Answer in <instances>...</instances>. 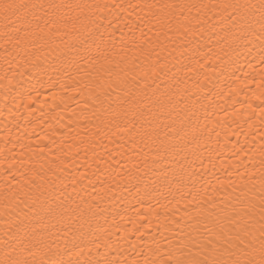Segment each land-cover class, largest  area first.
<instances>
[{
    "label": "bare ground",
    "instance_id": "6f19581e",
    "mask_svg": "<svg viewBox=\"0 0 264 264\" xmlns=\"http://www.w3.org/2000/svg\"><path fill=\"white\" fill-rule=\"evenodd\" d=\"M11 2L27 7L0 14V259L5 242L29 244L35 230L63 264H143L170 241L207 242L206 225L249 202L259 219L264 46L240 37L259 29L260 12L230 23L221 6L260 0ZM152 3L209 7L185 11L168 39L146 21ZM77 15L102 25L100 52L52 23ZM61 204L92 211L61 220Z\"/></svg>",
    "mask_w": 264,
    "mask_h": 264
},
{
    "label": "snow or ice",
    "instance_id": "6c2138e0",
    "mask_svg": "<svg viewBox=\"0 0 264 264\" xmlns=\"http://www.w3.org/2000/svg\"><path fill=\"white\" fill-rule=\"evenodd\" d=\"M130 6L136 7V5ZM26 7V5L13 3L11 0H0V14H3L5 18L16 17L19 19L21 9ZM52 7L60 9L62 6L52 5ZM68 7L72 8L73 6L69 5ZM75 7L81 10L83 8L91 9L93 7L103 10V8L108 6L76 5ZM116 7L121 6L116 5ZM144 7L147 9L146 21L156 29V36L160 37L163 35L170 39L168 33L172 31L173 21H179L181 17L187 20L188 15H185V11L190 14L195 9L199 13L206 10L209 5L202 3L158 5L152 3ZM221 7L224 9H232L227 19H229L230 23L234 21L237 24L244 22L247 15L252 14V9H257L260 12L259 29H249L248 35H242L240 38L247 40L251 36L261 41L262 46H264V0H260L259 5L225 4ZM176 8H179V14L173 11ZM145 18H142V20ZM85 20H88L94 28L89 29L85 24ZM52 23L53 25L62 23L65 27L71 25L73 32H77L83 36V39L78 41L82 47L85 45L88 47L95 45L96 50L100 52L102 45L106 43L103 39V33L100 32L102 25L97 24L95 19H90L87 16L83 19H81L80 15L75 17L61 16L59 20H54ZM109 24H111V21H109ZM140 30L143 33V28ZM184 31L188 32L189 29L184 27ZM96 33H99V36ZM27 34L30 33L26 32ZM97 40H99V43H97ZM101 56L107 61V55L105 53L101 52ZM121 60H123V56H121ZM107 62L111 63V61ZM93 63H99V58ZM99 70L109 73L113 71L110 68H105L103 64L100 65ZM116 76L118 86L127 85V81L122 79L119 73ZM132 79L135 80V77L133 76ZM256 207L255 204L249 202L243 205L241 211L236 212L235 215H224L212 220L211 227L205 226L206 232L212 239L207 240L205 243H199L195 237H188L178 241L175 246L170 241L167 249L162 250L159 246L155 249H149L151 257H155V259L146 255L143 264H264V198L260 201L259 219L256 218ZM91 211V205H86L85 208L76 205L73 208L71 205L61 204L58 206L56 215L61 220L76 221L86 218ZM92 243H95V241ZM5 246L6 251L4 258L0 259V264H63L62 261H57L54 258L55 254L49 256L51 249L45 244L42 236L37 237L35 230L33 236L29 239V244L20 241L18 245L9 246L5 242ZM96 247H100V245L96 244ZM37 251L43 254L39 262L36 259ZM24 253H28L31 259L25 256ZM88 264H93V262L89 261ZM95 264H101V262L96 261ZM103 264H114V262L105 260ZM132 264H137V262L133 261Z\"/></svg>",
    "mask_w": 264,
    "mask_h": 264
}]
</instances>
